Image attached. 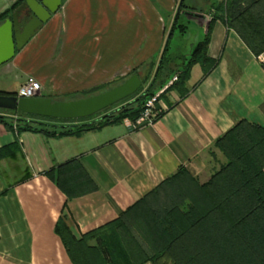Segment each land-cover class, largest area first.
<instances>
[{
    "label": "crops",
    "instance_id": "1",
    "mask_svg": "<svg viewBox=\"0 0 264 264\" xmlns=\"http://www.w3.org/2000/svg\"><path fill=\"white\" fill-rule=\"evenodd\" d=\"M18 1L0 0V14ZM178 4L62 0L36 35L0 65V74L13 75L14 92L32 74L43 91L51 87L43 81L55 83L73 61L80 77L88 74L86 82L147 62L163 51ZM240 7L238 22L242 18L243 23L262 24L254 30L241 24L238 28L264 37V0H241ZM182 16L198 30L192 50L210 29L207 55L218 63L203 78V66L193 64L185 84L188 92L181 96L175 88L164 91L160 114L151 123L129 127L123 121L79 135L46 136L18 133L0 122V148L15 141L19 146L16 156L0 158V264H72L55 233L60 216L65 215L79 238L116 218L179 168L198 174L213 163L218 167L223 157L214 143L239 120L264 125V65L258 59L262 52L255 55L236 28L216 18L210 3L205 10H182L179 19ZM27 50L30 64L25 67L17 59ZM10 88L6 82L0 91L12 92ZM71 160L82 165L95 189L67 198L45 172Z\"/></svg>",
    "mask_w": 264,
    "mask_h": 264
},
{
    "label": "trees",
    "instance_id": "2",
    "mask_svg": "<svg viewBox=\"0 0 264 264\" xmlns=\"http://www.w3.org/2000/svg\"><path fill=\"white\" fill-rule=\"evenodd\" d=\"M23 1L19 0L11 10L1 13L0 24ZM206 1L216 10L217 19L238 30L255 55L264 52V37L246 35L238 28L241 24L243 28L247 26L254 30L258 24H262L256 21L243 23L242 18L238 22V16L242 15L239 11L241 0ZM186 9L201 11L181 0L151 81L143 87L141 80L139 90L124 102L121 101L122 104L90 117L73 120L0 109V122L18 133L33 131L46 136L79 135L125 119L134 121L145 101L174 74L177 79L170 88L177 89L181 96L185 95L188 92L185 84L193 64L203 66V78L218 63V59L207 55L209 28L189 56L169 52L173 31L176 28L181 32L186 30V25L177 23L180 12ZM0 94L16 96V91H0ZM88 96L91 94L80 98ZM214 144L225 160L203 183L181 167L121 211L116 218L79 238L71 232L65 215L60 216L55 223V233L71 263L264 264V125L239 120ZM18 152L19 146L15 141L0 148V158L8 154L16 156ZM45 174L67 198L95 189L90 176L75 160L58 165Z\"/></svg>",
    "mask_w": 264,
    "mask_h": 264
},
{
    "label": "water",
    "instance_id": "3",
    "mask_svg": "<svg viewBox=\"0 0 264 264\" xmlns=\"http://www.w3.org/2000/svg\"><path fill=\"white\" fill-rule=\"evenodd\" d=\"M179 1L177 12L179 11ZM62 0H24L0 24V65L11 60L36 35L55 14ZM171 30L169 32V35ZM168 35V37H169ZM142 82L138 74H132L122 83L104 92L74 100H53L51 97L17 98L0 94V109L18 113L73 120L96 115L135 94Z\"/></svg>",
    "mask_w": 264,
    "mask_h": 264
},
{
    "label": "rangeland",
    "instance_id": "4",
    "mask_svg": "<svg viewBox=\"0 0 264 264\" xmlns=\"http://www.w3.org/2000/svg\"><path fill=\"white\" fill-rule=\"evenodd\" d=\"M185 3L188 6H193L197 8L198 10H205L208 8V2L206 0H185ZM177 23L181 25H186L187 31L185 32V34L180 33L179 28L174 31L173 37L170 39L169 43V52L171 54H176L177 52L189 56L192 50L191 44L194 43L195 36L197 35L198 30L190 22H188L187 18H185L184 16H182L180 19L178 18ZM29 52L30 50L18 53L17 61L19 64H22L25 67L30 64ZM56 56H59V54H56ZM157 61L158 57L144 63L135 62L132 63L131 66L129 65L122 69H116L115 71L112 70L107 73L106 76L101 77L97 81L90 80L87 82L84 79L88 76V74L84 79L80 77L82 72L79 70H74L77 64L75 63V61H73L71 64H69L71 68H66V70H64L65 73L63 72L62 78H59V80L55 81V83H51L52 81L50 80L48 82L42 80L45 85H51L48 90L43 89L42 96H51L56 100L63 101L79 99L82 96L97 94L102 90H106L107 88L119 85L132 74H138L143 82V87H146L151 81L154 70L156 68ZM66 64L68 66L67 62L64 65ZM29 76L34 77L32 74H29L28 77ZM12 77L13 75L0 74V86L3 85V83L8 82L11 83V88L8 90H16L17 84L14 80H12ZM122 102L117 103L115 106L122 104ZM219 153L222 155L220 151ZM224 160L225 159L223 157V162ZM219 166L217 167L215 163H213L203 173L199 172L198 174H194L189 171L188 172L200 183H203L210 178V176L219 168Z\"/></svg>",
    "mask_w": 264,
    "mask_h": 264
},
{
    "label": "built area",
    "instance_id": "5",
    "mask_svg": "<svg viewBox=\"0 0 264 264\" xmlns=\"http://www.w3.org/2000/svg\"><path fill=\"white\" fill-rule=\"evenodd\" d=\"M259 61L262 65H264V52H262L258 56ZM177 77L174 76L171 78L168 83L159 91H157L153 96L149 97L144 105L143 109L138 115V117L134 121H130L128 119L124 120V123L131 127H140L142 125L151 123L154 119H156L159 114V102L161 95L164 91H166L174 81H176ZM42 96V86L41 83L32 76H29L25 79V81L18 87L16 91L17 98H32V97H40Z\"/></svg>",
    "mask_w": 264,
    "mask_h": 264
}]
</instances>
